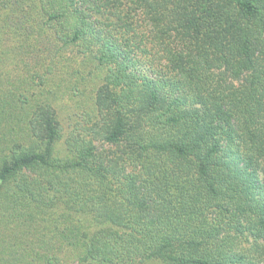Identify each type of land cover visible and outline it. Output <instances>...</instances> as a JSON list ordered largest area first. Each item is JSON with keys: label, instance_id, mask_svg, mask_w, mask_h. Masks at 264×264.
<instances>
[{"label": "trees", "instance_id": "1", "mask_svg": "<svg viewBox=\"0 0 264 264\" xmlns=\"http://www.w3.org/2000/svg\"><path fill=\"white\" fill-rule=\"evenodd\" d=\"M124 48L158 77L130 73ZM81 58L107 68L106 141L133 138L145 178L99 164L59 125L57 93L37 97V64L75 74ZM161 77L183 95L158 102ZM263 162L264 0H0V264H222L216 215L256 232L264 259Z\"/></svg>", "mask_w": 264, "mask_h": 264}, {"label": "rangeland", "instance_id": "2", "mask_svg": "<svg viewBox=\"0 0 264 264\" xmlns=\"http://www.w3.org/2000/svg\"><path fill=\"white\" fill-rule=\"evenodd\" d=\"M66 56L71 61L72 53L67 52ZM123 56L125 63L129 65L130 73H135L134 76H138L140 72H146L150 78L157 76L149 68L147 70V66L142 64L139 58L134 57L133 52L128 51L127 53L124 48ZM127 57L130 58V61L126 60ZM81 60L82 63L79 67H76L75 74H71L66 69H63L62 63L58 64L60 69L56 70V72L52 71V68L47 64H37L36 70L34 69L36 73L33 75V78L38 77L35 86L37 97H42V95H46L49 91L57 93L56 96H53V103L59 111L57 114L59 125L63 128L65 134L74 133V135H78L80 139L88 143L91 148L95 149L97 155L96 161L99 164L104 162L110 169L111 167H119L118 169L125 171V176L136 177V181L145 178L139 173L141 171L140 166H137L139 161L131 156V153L134 154L133 149H136L133 138L128 136L119 144H111L106 141V135L112 125L111 117L104 110L103 104L99 100L97 102L95 96L99 91V87L104 84L107 68L98 66L97 62L90 59L81 58ZM29 74L27 75L29 76ZM160 80L163 85L161 84L158 95L162 101L159 100L158 102L164 104L167 101L166 103L169 104L172 95L174 97L183 95L180 86L181 81L177 80V78L173 80V84L163 77ZM240 81L236 80L234 86L237 87ZM137 90H142L141 96L145 98L147 105L153 103L149 90L146 91L143 87H137ZM147 123L149 124L144 118H134L131 131L141 128L151 132L153 128L151 126L148 128ZM228 150L238 151V148L233 147V150H231L228 147ZM130 159L134 162L130 161ZM237 163L239 164V160H237ZM238 166L241 168L244 166V163L240 162ZM174 170L179 172L177 167ZM254 170L252 173V178L256 184L254 193L257 200L264 201V162L256 165ZM27 174L39 190L48 197L60 196L62 199L64 197V199H67V195L56 185L34 174ZM180 175L181 177L176 179V181L186 184L189 179L187 180L183 174ZM129 177L126 178L130 180ZM189 185L188 183L187 187ZM213 221L215 222L214 224L221 226L223 229L221 236L213 247L215 251L222 252L219 255H224L226 258L222 264H264L260 249L261 240L257 237L256 232L252 233L250 227L246 228V232H241L229 224L228 219L222 218L219 215H216ZM143 263L151 264L149 262Z\"/></svg>", "mask_w": 264, "mask_h": 264}]
</instances>
